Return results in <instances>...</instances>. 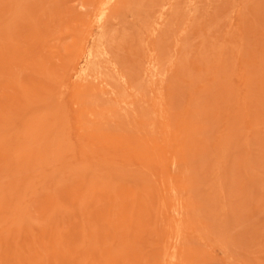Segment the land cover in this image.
<instances>
[{
    "label": "rangeland",
    "instance_id": "1",
    "mask_svg": "<svg viewBox=\"0 0 264 264\" xmlns=\"http://www.w3.org/2000/svg\"><path fill=\"white\" fill-rule=\"evenodd\" d=\"M0 264H264V0H0Z\"/></svg>",
    "mask_w": 264,
    "mask_h": 264
}]
</instances>
